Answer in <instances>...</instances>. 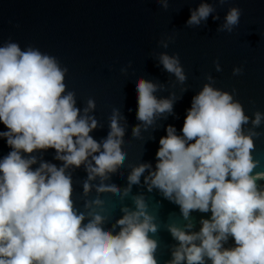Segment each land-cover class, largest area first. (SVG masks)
<instances>
[{"label":"clouds","instance_id":"obj_1","mask_svg":"<svg viewBox=\"0 0 264 264\" xmlns=\"http://www.w3.org/2000/svg\"><path fill=\"white\" fill-rule=\"evenodd\" d=\"M156 2L164 10L169 7L168 0ZM214 13V5L201 0L190 9L186 27H199L210 16L219 20ZM241 14L240 8H229L217 31L231 33ZM160 46L168 48V41L161 40ZM157 60L179 83L186 81L179 54L162 52ZM214 63L216 71H222L219 62ZM67 71L56 57L31 46L22 50L10 40L0 46V123L7 129L0 131V139L11 149L0 158V264H159L154 238L159 225L144 196H134L132 208L123 206L110 227H105L99 197L85 202L87 212L75 205L68 169L85 167L82 188L87 195L89 181L109 179L127 154L121 147L125 129L120 111L113 109L106 138L94 139L90 133L98 121L89 113L95 101L88 99L83 110L76 106L75 93L65 84ZM242 71L236 67L233 75ZM207 80L192 97L181 134L173 125L166 127L155 168L150 163L132 168L122 196L150 170L144 178L147 190L156 189L179 206L188 223L166 225L177 241L167 264H264V186L257 183L264 180V171L254 172L260 161L252 154L253 137L259 133L250 129L245 134L243 127L249 122L253 129L259 127L264 114L257 111L250 121L233 94L213 87L211 75ZM135 87L136 119L145 130L173 113L176 97L156 95L162 85L141 77ZM140 124L134 126V136ZM49 149L55 150L60 166L41 160L33 169L34 153ZM96 191L121 196L115 184L101 183ZM196 211L211 215L200 220L199 231H192L191 214ZM230 238L233 245L225 247Z\"/></svg>","mask_w":264,"mask_h":264},{"label":"water","instance_id":"obj_2","mask_svg":"<svg viewBox=\"0 0 264 264\" xmlns=\"http://www.w3.org/2000/svg\"><path fill=\"white\" fill-rule=\"evenodd\" d=\"M168 2L169 7L164 10L156 0H0V46L10 40L22 50L31 46L56 57L61 67L68 69L65 84L67 91L75 93L76 106L83 110L88 99L95 101L96 108L89 113L98 121L97 129L90 133L94 139L106 138L113 109H118L124 117L120 120L125 129L121 145L127 154L124 164L116 173L109 174L107 180L96 177L89 181L92 187L87 195L82 188L87 179L85 167L68 169L73 181V200L78 210L87 212L86 201L102 199V214L107 218L105 227H110L122 215L123 206L132 208V198L144 196L148 211L159 225L154 235L159 242L156 252L159 264L171 260L177 245L166 225L174 223L183 227L188 222L183 220L179 206L165 199L158 190H147L144 178L150 170L141 176L140 184L131 186L128 196H122L129 186L127 178L132 168L142 163L155 168L159 139L166 135L168 125L175 126L177 134H181L186 110L192 97L208 83V75L215 81L213 87L233 94L250 121L255 112L264 114V0H226L223 5L218 0H206L214 5V15L218 14L220 19L213 20L210 16L199 27H186V21L190 9L196 8L201 0ZM231 7L241 9L239 25L231 33L217 31ZM161 40L168 41V48L160 46ZM162 52L179 54L187 77L183 84L159 64L157 57ZM215 61L222 71H216ZM236 67L243 69L242 74L233 75ZM122 68L127 71L122 73ZM141 77L163 86L156 93L158 98L176 97L173 113L157 118L147 130L136 119L135 83ZM138 124L140 132L134 136L133 128ZM243 127L245 134L250 129L259 133L253 137L252 154L260 161L254 172L264 171V121L254 129L251 122ZM6 130L0 123V131ZM10 150L6 140L0 139V158ZM34 154L37 164L33 169L41 160L57 166L62 163L54 159V149ZM101 183L115 184L121 196L97 192ZM257 183L264 186V180ZM210 215V212H192V231H199L200 220ZM233 243L230 238L225 247Z\"/></svg>","mask_w":264,"mask_h":264}]
</instances>
